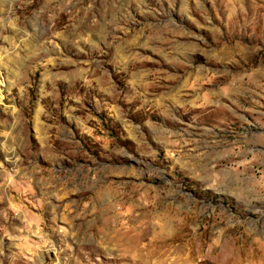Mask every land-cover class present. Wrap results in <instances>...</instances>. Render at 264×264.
I'll return each mask as SVG.
<instances>
[{
	"label": "rangeland",
	"instance_id": "obj_1",
	"mask_svg": "<svg viewBox=\"0 0 264 264\" xmlns=\"http://www.w3.org/2000/svg\"><path fill=\"white\" fill-rule=\"evenodd\" d=\"M0 264H264V0H0Z\"/></svg>",
	"mask_w": 264,
	"mask_h": 264
}]
</instances>
